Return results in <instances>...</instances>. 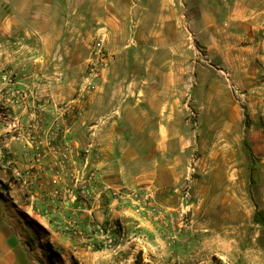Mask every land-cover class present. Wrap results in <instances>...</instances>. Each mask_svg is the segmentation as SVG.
Wrapping results in <instances>:
<instances>
[{"label":"rangeland","instance_id":"374dc122","mask_svg":"<svg viewBox=\"0 0 264 264\" xmlns=\"http://www.w3.org/2000/svg\"><path fill=\"white\" fill-rule=\"evenodd\" d=\"M184 2L185 0H178L180 11L176 14L174 29L170 26L174 21L169 19L165 0H156L154 10L147 9V6L153 4V0H144L143 9L134 6L133 10L126 7L125 2L119 3L113 15L120 22L111 27L112 35L108 40L97 31L86 50L84 64L66 65L57 70L55 64L63 61L55 55H47L44 65L36 71H29L25 65L14 70L18 76H25L26 73L32 75L37 70L43 73L56 72L58 74L55 76H63V69L66 68L70 85L67 86L65 96L58 100L38 98L70 102L81 89L84 76H87V66L94 46L100 43L110 59L99 76H161L159 88L175 94L176 109L170 113L175 128L161 129L164 144L156 152V157H152V146L147 143L146 138H140L138 141L143 143L130 145V148L137 153L143 150L151 153L149 159L119 162L125 180L129 182L124 190L135 189L156 194L157 204L175 216L173 225L165 223L167 225L158 229L160 238L167 244V255L160 264H264V91L252 96L247 90H234L231 76L222 74L219 58L210 55L201 44L202 39L196 37L194 29L184 27ZM188 3L189 7L194 5V1L188 0ZM190 19L196 21V17ZM22 20H17L15 36L17 63L30 59L39 52L38 42L32 39L33 36ZM96 27H102L98 20ZM160 40L174 43L175 48L148 47ZM119 43L123 47L121 59L119 63H115L111 54L116 51L114 47ZM262 59L264 60L263 57ZM262 82L264 83V76ZM129 85L130 83L127 84L128 88H135ZM260 100L262 107H259ZM104 115L98 110L94 117L85 112L81 125L86 135L88 132L87 139L91 131H86V128L98 124L96 122ZM108 115L111 120L133 118L131 112ZM165 117L167 113L161 114L159 121L163 122ZM95 130L98 137L101 130ZM141 131L143 130H115L120 137L117 142L123 140L122 136L130 141L133 135ZM120 148L122 149V145ZM81 150L77 147L78 153ZM97 154L95 150L91 162ZM173 171L174 177L179 176V182L173 181ZM132 172L136 176L148 174L150 178L157 177L159 182L155 180L158 183L154 181L148 185L138 184L136 178L131 176ZM10 182L9 174L4 180L0 178V188L7 192L15 206L30 208L33 203L26 200V191L20 192L22 190L13 187ZM45 189L46 198H50L52 189L49 186ZM161 189L182 191L183 201L177 210L160 202ZM12 191L15 192L13 197L10 196ZM43 211H35L40 215L37 219L52 226V232L61 233L57 224L64 221V218L54 220L55 223L51 224L48 219H42ZM181 212L185 225L178 218ZM136 214L145 221L160 223L148 215L147 207ZM173 229L176 230L175 238L168 239V233H172ZM47 234L50 236L49 232ZM121 242L115 243L117 249ZM54 245L55 241L47 249L55 262L58 249ZM114 250H105L101 243H95L90 251H86V255H69L73 259L72 264H118ZM141 255L144 264H147L143 252ZM61 259L64 264H71L67 258Z\"/></svg>","mask_w":264,"mask_h":264},{"label":"crops","instance_id":"0c3cea01","mask_svg":"<svg viewBox=\"0 0 264 264\" xmlns=\"http://www.w3.org/2000/svg\"><path fill=\"white\" fill-rule=\"evenodd\" d=\"M165 1L169 19L174 21L170 26L174 29L176 14L180 11L178 0ZM189 1H194V5L189 7L188 0H185L182 5L184 27L194 29L196 37L202 39L201 44L206 47L210 55L219 58L222 74L231 76L234 90L236 92L247 90L252 96L264 91L262 82L264 60L260 56L259 38L264 27V0ZM123 2L132 10L134 6L141 9L144 6V0H0V75L5 70H14L20 65H25L29 71H36L44 65L47 55L51 57L55 55L63 61L61 64H55L57 70H59L58 67L62 69L66 65L84 64L86 50L90 47L97 31L106 40L111 37V27L120 22L115 19L113 13L117 11L119 3ZM155 4L156 0H153V4L147 6V9L154 10ZM191 17H196V21L193 22ZM17 20L23 21L33 36L32 39L39 44V52L35 56L18 63L15 48ZM97 20L102 24V27L98 29ZM174 45V43L160 40L149 44L148 47L158 49L166 46L170 49V47L175 48ZM122 48L119 43L114 47L116 51H112L113 54L115 53V56L111 54L115 63H119L121 59ZM65 69L62 72L63 76H55L58 74L56 72L43 73L40 70L32 75L26 73L20 86L31 90L38 97L58 100L65 96L67 86L70 85V76H66L68 73ZM242 76H247V78L244 79ZM160 80L161 76L154 74L100 76L95 91L81 102L88 114H93V117L97 110L105 114L102 117L103 120H98L96 122L98 124L89 126L86 131L94 128L101 130L96 144L98 154L92 162L93 166L98 169L101 182L115 190L124 189L129 183L125 180L119 162L148 160L151 153L152 157H156V152H159L164 144L161 139V129L175 128V122L170 117V113L175 112L176 109L175 94L160 89ZM129 83V86L135 88H128ZM262 100L259 102V107L263 105ZM0 105L8 108V112L13 117H18L22 121L30 118V113H27L26 109L13 106L9 101ZM125 112H131L133 118L109 119L108 114H124ZM165 113L167 117L163 118V122L159 121V116ZM82 127L78 124L74 130L76 149L77 147L78 149L84 148L87 141L88 132L86 135ZM118 129L143 131L133 135L130 141L122 136L123 140L117 142L120 137L115 130ZM7 132L6 127L0 124V164L4 159L12 158L15 166L24 172L30 167L32 152L22 143L8 142ZM142 133L143 135H140ZM140 138H146L147 143L151 144V153L143 150L139 154L130 148V145L143 143V141H138ZM46 166L48 162L45 163ZM7 174L0 167V178L4 180ZM132 174L131 176L136 178L138 184L148 185L155 180L158 181L157 177L150 178L148 174L137 176L134 172ZM173 178L175 183L179 182V176L174 177V171ZM29 181L30 190L24 189L27 195H23L27 197V201L33 203L34 209L32 205L30 208L15 206L7 192L0 188V264H51L52 262V264H64L61 258H67L72 264L73 259L69 253L74 257L86 255L88 254L86 251H90L95 243L100 245L101 240L94 237L96 230L92 228V223L102 224L106 220L104 207L103 209L95 208L94 219L86 213L79 215V237L72 238L63 233H54L52 226L49 227L48 224H43L37 219L40 216L37 212L43 209L42 219H48L53 224L54 220L69 216L72 213V205L64 206L62 203L48 201L44 194L46 190L37 183V179ZM157 181L155 182L158 183ZM20 192L23 193V191ZM181 192L180 189L175 191L161 189L160 202L177 210L180 202L183 201ZM14 193L12 191L10 196L13 197ZM31 211L34 212V217L29 215ZM113 216L126 234L118 249L114 250L118 264L134 263L139 252H143L147 264H160L163 257L167 255V244L159 236V224L143 220L131 206L118 207ZM54 241L58 249L55 262L47 249Z\"/></svg>","mask_w":264,"mask_h":264},{"label":"built area","instance_id":"2783aa9c","mask_svg":"<svg viewBox=\"0 0 264 264\" xmlns=\"http://www.w3.org/2000/svg\"><path fill=\"white\" fill-rule=\"evenodd\" d=\"M259 38L260 52L264 58V27ZM109 59L101 44L97 43L90 55L87 76L83 78L82 87L70 102L41 100L31 90L21 88L20 82L24 76H18L13 69L5 70L0 75V104L9 101L13 106L26 109L30 118L22 121L13 117L8 108L0 105V124L8 130V142L24 144L31 150L32 157L30 167L24 172L15 166L12 158L4 159L0 167L9 174L13 187L22 191L30 190L29 180L37 179V183L44 190L47 186L52 189L48 201L62 203L64 206L72 205V213L64 216V221L57 224V229L69 237H79L81 213H86L94 219L95 208L104 207L106 220L102 224L92 223V228L96 230L94 237L101 240L102 247L112 251L116 248L115 243L126 237L121 224L113 216L118 207L130 205L136 213L147 207L148 215L160 222V228L167 225L165 223L173 225L175 216L157 204L156 194L152 192L135 189L115 190L101 182L98 169L91 162L97 144L96 128L91 130L81 153L77 152L74 145V130L78 124H83L87 111L81 102L95 91V81L100 77L101 70ZM46 162L48 166L45 167ZM34 207L32 205V209ZM29 215L34 216V212L31 211ZM182 217L183 212L179 213L178 218H181L180 223L185 225ZM175 231L173 229L172 233H168V239L175 238Z\"/></svg>","mask_w":264,"mask_h":264},{"label":"trees","instance_id":"16d2710c","mask_svg":"<svg viewBox=\"0 0 264 264\" xmlns=\"http://www.w3.org/2000/svg\"><path fill=\"white\" fill-rule=\"evenodd\" d=\"M245 118L247 119V115H245ZM134 264H144L142 260L141 252H139L134 260Z\"/></svg>","mask_w":264,"mask_h":264}]
</instances>
